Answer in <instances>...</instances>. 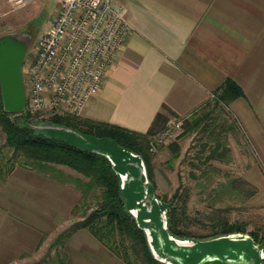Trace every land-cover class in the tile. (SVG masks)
<instances>
[{
  "label": "crops",
  "instance_id": "crops-1",
  "mask_svg": "<svg viewBox=\"0 0 264 264\" xmlns=\"http://www.w3.org/2000/svg\"><path fill=\"white\" fill-rule=\"evenodd\" d=\"M115 5L129 34L101 89L85 104L83 119L143 134L160 113L187 119L186 134L195 135L207 109L230 105L246 135L264 139V0H115ZM1 8L9 7L0 3ZM226 80L242 97L215 105ZM164 126L156 123L154 137ZM52 168L0 171V264H126L87 230L58 239L80 220L75 211L80 195L62 166ZM153 240L158 254L167 251L163 237L153 232Z\"/></svg>",
  "mask_w": 264,
  "mask_h": 264
},
{
  "label": "rangeland",
  "instance_id": "rangeland-1",
  "mask_svg": "<svg viewBox=\"0 0 264 264\" xmlns=\"http://www.w3.org/2000/svg\"><path fill=\"white\" fill-rule=\"evenodd\" d=\"M57 6L58 0H32L19 9L1 8L0 35L13 33L28 38L26 55L45 31ZM3 13H6L4 18ZM235 111V106L230 105L207 109L195 135L184 134L175 139L179 147L176 158L171 156L165 143L157 144L154 153L148 150L154 196L162 203H170V207L176 206L177 216L192 235L209 233L212 218L239 224L246 233L264 234V139L246 135ZM81 115L82 112L75 117L83 119ZM51 116H36L29 121V127L82 150L98 148L110 155L112 152L102 143L112 146L116 152L121 150L107 140L99 143L98 139L78 136L74 131L52 124L48 120ZM15 166L25 165L21 158L11 154L0 128V168L9 170ZM63 171L70 180L82 179L65 167ZM92 204L90 199L88 208ZM81 213L79 209L76 215L81 217ZM236 251L245 258H257L252 241L239 244Z\"/></svg>",
  "mask_w": 264,
  "mask_h": 264
},
{
  "label": "trees",
  "instance_id": "trees-1",
  "mask_svg": "<svg viewBox=\"0 0 264 264\" xmlns=\"http://www.w3.org/2000/svg\"><path fill=\"white\" fill-rule=\"evenodd\" d=\"M240 97L242 93L238 87L230 80H226L219 88L214 104H226ZM161 111H166V108L162 106ZM170 116L175 118L173 115ZM32 119H35V116L25 112L19 115L3 113L0 102V128L4 134L5 145L14 157L23 160L25 166L22 167L45 173L53 170V166H62L82 178L71 180L66 178L69 185L73 186L80 195L75 211L81 209L82 213L81 220L71 224L58 239H65L76 230L83 229L87 230L101 245L122 258L126 264H160L150 255L143 232L127 213L122 193L118 187L117 175L109 162L102 155L79 149L57 138L42 135L41 132L29 127V121ZM48 120L52 124L78 133L79 136L98 139L99 143L107 140L111 142L109 144L113 143L120 149L140 157L147 181L151 184V154L148 150L155 136L152 129L158 121L162 120L164 126L167 120L160 113L155 115L149 130L143 134L115 125L78 119L74 116L53 115ZM180 122L181 134L178 138L188 133L190 128L187 119H182ZM166 149L173 158L178 156L179 147L176 142L167 144ZM0 171L6 172L8 169L0 168ZM173 198L174 196L169 202ZM90 199L93 200L91 209L88 208ZM162 204L166 209L167 231L172 237L205 241L231 234H247L254 244L261 247L260 264H264V234L259 235L252 231L246 233L239 224H229L224 220L212 218L209 220V233L192 235L182 224V218L177 216L179 211L176 206L170 207L171 204L167 202Z\"/></svg>",
  "mask_w": 264,
  "mask_h": 264
},
{
  "label": "built area",
  "instance_id": "built-area-1",
  "mask_svg": "<svg viewBox=\"0 0 264 264\" xmlns=\"http://www.w3.org/2000/svg\"><path fill=\"white\" fill-rule=\"evenodd\" d=\"M31 1L0 3L13 10ZM128 34L123 11L115 0H58L51 21L22 61L23 112L35 117L79 115L101 89ZM180 134V120L167 119L149 152Z\"/></svg>",
  "mask_w": 264,
  "mask_h": 264
},
{
  "label": "water",
  "instance_id": "water-1",
  "mask_svg": "<svg viewBox=\"0 0 264 264\" xmlns=\"http://www.w3.org/2000/svg\"><path fill=\"white\" fill-rule=\"evenodd\" d=\"M29 43L30 40L20 34L0 35V102L2 112L8 115L23 112L25 100L20 70ZM107 148L115 155L111 153L110 156L98 148L91 152L102 155L117 175L127 213L143 232L150 255L155 261L160 264H260L262 250L253 242L256 260L245 258L236 251L239 244L252 241L247 235L231 234L199 242L172 237L167 231L166 209L155 198L140 157L124 149L116 152L110 145ZM153 232L163 237L167 251L157 253Z\"/></svg>",
  "mask_w": 264,
  "mask_h": 264
}]
</instances>
